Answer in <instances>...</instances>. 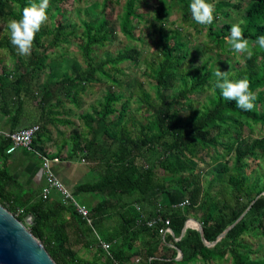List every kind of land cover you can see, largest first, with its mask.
Returning a JSON list of instances; mask_svg holds the SVG:
<instances>
[{
  "label": "trees",
  "instance_id": "1",
  "mask_svg": "<svg viewBox=\"0 0 264 264\" xmlns=\"http://www.w3.org/2000/svg\"><path fill=\"white\" fill-rule=\"evenodd\" d=\"M108 1L102 0L101 11L95 17L80 21L78 34L58 14L51 29H41L36 34L30 56L15 57L11 69L0 68V115L8 114V124L13 130L18 124L22 97L32 96L31 80L46 67L45 47L37 50L43 45L41 38L50 36L48 47L69 36L78 39L84 66L73 65L70 73L49 71L47 81L37 89L40 96L36 105L43 111L34 136L49 121L73 124L68 119L51 116L54 113L61 116L52 108L61 101L75 103V94L91 83L102 78L108 82L96 106L77 115L83 128L71 129L68 138L70 155L80 153L90 170L97 171L92 181L69 189L82 204L80 192L98 194L94 204H84L90 225L70 205L63 204L58 195L42 199L39 191L28 204L14 203L6 189L10 176L2 168L0 205L20 222L30 210L34 212L29 232L41 242L55 264H111V258L120 264L194 261L213 264L227 259L231 264H264V259L250 258L251 247L244 241L246 235L264 241V175L261 164L256 162L252 169L263 178L256 184L257 175L247 171L246 162L264 156V135L246 139L242 134L244 127L264 124V108L258 109L264 100V49L253 44L258 36L264 35V0H248L240 23L244 37L258 48L252 49L251 58L244 59V69L235 74V81L247 79L257 95L252 111H243L235 101L223 99L220 90L214 87L216 80L211 82V69L199 72L194 68L191 72L186 68L188 45L181 40L178 28L163 27L169 7L167 0L157 2L153 18L157 23L155 44L159 60L149 68L155 101L141 91L137 108L145 116L134 136L126 124L129 97L124 98L119 91L122 83L115 74L120 72L118 66L123 62L138 63L137 47L117 49L113 55L101 59L92 56L93 46H102L112 35L108 19L102 13ZM138 1L141 0H123L121 7L119 31L128 40L138 39L132 32L134 23L141 18L135 10ZM168 1L178 5L183 21L191 19L192 0ZM32 2L39 0H0V21L8 25L9 20L21 19L24 7ZM222 4L220 0L214 4L215 17ZM213 26L214 23L206 25V36L213 48L221 50L229 45L224 43L231 27L222 23L213 30ZM4 45L14 56L12 45L6 40ZM208 88L212 91L210 105L186 119L181 118L178 108L191 107L189 95ZM49 98H54L55 103ZM8 144V139L1 137L0 154ZM229 154H232L231 163L225 158ZM158 171L163 174L159 176ZM203 174L207 176L204 183ZM215 185L220 189L212 190ZM173 191L179 202L186 200V204L160 203L159 196ZM243 211L242 217L212 245H205L194 228L187 227L181 233L185 220L194 218L200 223L202 238L213 242ZM157 216L168 219L170 232L161 235L160 222L146 225L147 220ZM95 235L109 243V255L100 249ZM176 250L181 253L178 259Z\"/></svg>",
  "mask_w": 264,
  "mask_h": 264
},
{
  "label": "rangeland",
  "instance_id": "2",
  "mask_svg": "<svg viewBox=\"0 0 264 264\" xmlns=\"http://www.w3.org/2000/svg\"><path fill=\"white\" fill-rule=\"evenodd\" d=\"M158 1L159 0H141L136 3L135 10L140 14L141 18L134 23L132 32L138 39L128 40L119 31V15L121 13L123 0H109L102 13L108 19V26L112 35L102 46H93L92 51L94 59H101L113 55L117 49L130 47L132 45H135L139 51L140 55L137 64L123 62L118 66L120 72L115 74L117 79L122 83V87L119 91L124 98L129 97V112L126 124L133 136L138 130L139 123L144 122L145 114L142 110H138L137 108L139 105L137 100L141 95V91L148 93L150 100L155 101L152 84L153 80H151L152 78L149 76V68L155 66L156 62L159 60V50L155 44L157 23L153 18V9ZM217 1L218 0H208L209 3L213 4ZM220 2L223 4L213 21V30L219 28L222 23H227L230 27L234 24H240L243 9L248 0H220ZM166 4L169 7V13L164 19L165 22L163 23V27L166 29L178 28L181 40L187 43L189 54L186 59V68L190 69L191 72L194 68H198L199 72L203 69H211L213 71L211 82L216 80L214 73L217 68H219L222 72L229 71V79L235 81V74L245 67L244 59L247 55L233 52L230 45L226 44L227 37L224 43L226 45L221 50L213 48L206 36V25L197 24L192 17L187 21H183L180 16L178 5L168 0ZM101 7L102 0H49V7L47 9L49 20L41 29L44 31L51 29L59 17L58 14H60L62 15L64 23L72 24L74 34H78L80 33V21L95 17L101 11ZM221 12L226 13V16L222 15ZM6 25L7 24L0 21V68L11 69L14 66L15 57L26 59L28 56L25 57L18 54L17 49L10 42L9 30L6 28ZM49 39L50 36H43L41 38L43 45L37 49L41 50L45 47L47 57L43 62L46 67L31 80L29 93H32V96L27 95L22 97L24 108L28 115H34L33 118L37 115L39 116V112L43 109L36 105V101L40 96V91H37V89L41 86L42 82L47 81V72L55 70L58 73L62 71L70 73L73 65L79 67L84 66L77 46L78 39L75 38L74 35L65 38L53 47H48L47 42ZM5 40L12 45L14 56L5 47ZM207 45L211 48H208ZM253 49L258 50L255 46H253ZM257 60H259V57ZM35 85L37 87H35ZM107 85L108 82L102 78L100 81L86 86L82 91H78L75 94V103H71L68 100L61 101L58 106L52 108V111L61 113L59 117L68 119L73 123L71 125H64L65 127L61 126V128L66 131V134H68L71 129L81 130L83 128L77 115L79 113L89 112L92 107H95L101 100ZM211 93V89L208 88L202 90V92L190 94L191 107H179L178 115L186 119L194 113H199L204 107L210 105L209 100L211 98ZM49 101L55 103L54 98H49ZM118 106L119 104L117 103L116 107ZM262 108H264V100L259 103L258 106L259 110ZM37 122L39 123V120ZM242 134L246 139L264 135V124H252L250 129L244 127ZM101 152L102 151H99V153ZM231 155L232 154L225 155L229 163H231ZM206 160L209 162L207 158ZM84 161L86 162V160ZM246 162L248 164L247 171L251 170L254 176L257 175V171L254 172L253 170V167L256 166L255 163L261 164V171L264 175V156L256 160H246ZM203 169H205V167ZM162 174L163 173L158 171L159 176ZM206 178L207 176L203 174L201 177L202 183H204ZM262 180L263 178L257 175L256 184L259 185ZM216 189H220V186H213L212 190ZM172 193L176 194L175 191ZM244 241L249 243L251 247L250 258L264 259V241L262 238L257 239L256 237L253 238L246 235L244 236ZM222 264H231L230 259H227Z\"/></svg>",
  "mask_w": 264,
  "mask_h": 264
},
{
  "label": "crops",
  "instance_id": "3",
  "mask_svg": "<svg viewBox=\"0 0 264 264\" xmlns=\"http://www.w3.org/2000/svg\"><path fill=\"white\" fill-rule=\"evenodd\" d=\"M40 114L42 112H39V116ZM54 114L51 116L59 117V115ZM39 116L37 115L33 118L34 115H28L22 103L18 124L13 130L34 124L38 121ZM8 117V114L0 115V133L12 131L10 124H8ZM59 118L63 119L62 117ZM64 125L60 122L49 121L41 126L39 132L33 137L35 143L33 147L38 150L42 149L47 155L58 158V161L51 165L53 173L68 189L72 190L78 184L92 181L96 177L97 171L90 170L87 166L88 163L81 161L83 157L80 153L70 155L69 133L66 134V131L61 128V126L65 127ZM1 137L0 134V144ZM0 168L4 169L10 176V180L6 183V189L10 192L14 203H30L37 197L41 187L44 185L39 159L23 148L17 147L8 154L5 152L0 154ZM50 196L57 197V194L52 192ZM78 197L84 204L92 205L96 202L98 194L80 192ZM159 201L162 204L174 206L179 202V199L175 193H171L159 196ZM188 227L193 228L194 226L190 225ZM179 252V250H176V259L180 257L178 255ZM224 261L226 260L216 261L213 264H222ZM191 264L208 263L194 261Z\"/></svg>",
  "mask_w": 264,
  "mask_h": 264
},
{
  "label": "clouds",
  "instance_id": "4",
  "mask_svg": "<svg viewBox=\"0 0 264 264\" xmlns=\"http://www.w3.org/2000/svg\"><path fill=\"white\" fill-rule=\"evenodd\" d=\"M49 0H39L24 7L21 19H12L8 22L9 39L21 56H30L36 34L49 20L47 9ZM192 19L200 25H211L215 19V5L208 0H192L190 4ZM233 52L246 54L249 58L253 55V45L243 35L241 24H234L230 35L226 38ZM260 49H264V35L258 36L253 42ZM216 82L214 87L220 90L224 100L235 101L236 106L243 111L255 109L257 95L251 90L247 79L233 81L229 79V71L222 72L219 68L214 73Z\"/></svg>",
  "mask_w": 264,
  "mask_h": 264
},
{
  "label": "water",
  "instance_id": "5",
  "mask_svg": "<svg viewBox=\"0 0 264 264\" xmlns=\"http://www.w3.org/2000/svg\"><path fill=\"white\" fill-rule=\"evenodd\" d=\"M264 195V192H262ZM244 211L237 219L222 230L213 242H206L202 238V229L200 223L193 218L185 220L181 233L187 228V221L193 222V228L196 229L205 245H212L216 240L222 237L225 232L238 221ZM34 212L30 210L22 219L18 221L12 213L0 205V264H55L48 255L41 242L35 238L29 228L33 223ZM181 256V253L178 254Z\"/></svg>",
  "mask_w": 264,
  "mask_h": 264
},
{
  "label": "built area",
  "instance_id": "6",
  "mask_svg": "<svg viewBox=\"0 0 264 264\" xmlns=\"http://www.w3.org/2000/svg\"><path fill=\"white\" fill-rule=\"evenodd\" d=\"M38 129V124L34 123L16 130L1 132V136L3 138L8 139L9 141V144L5 148L4 152L8 154L12 152L15 148L20 147L28 152H31L35 157H37L39 159L41 172L44 178V185L40 189V197L42 199H45L52 192H55L59 196V199L63 204L70 205L76 212V214L79 215L85 221L86 224L90 225L91 221L88 215V208L84 204L80 203L75 198V196L69 191V189L53 173L51 165L52 163L57 162L58 158L54 156H49L46 153L33 147L32 139ZM81 161H84V159H81ZM186 202V200H182L175 205L182 206L186 204ZM159 222L162 223V226H160V228L158 229V232L161 235L166 232H170V229L167 226L168 219L166 218L161 219L159 216L151 218L146 221V225L152 226ZM95 237L97 239L100 249L109 255V243L101 240L97 235H95ZM111 264L120 263L111 258Z\"/></svg>",
  "mask_w": 264,
  "mask_h": 264
},
{
  "label": "bare ground",
  "instance_id": "7",
  "mask_svg": "<svg viewBox=\"0 0 264 264\" xmlns=\"http://www.w3.org/2000/svg\"><path fill=\"white\" fill-rule=\"evenodd\" d=\"M187 224H188V225H193V222H192L191 220H189V221L187 222Z\"/></svg>",
  "mask_w": 264,
  "mask_h": 264
}]
</instances>
